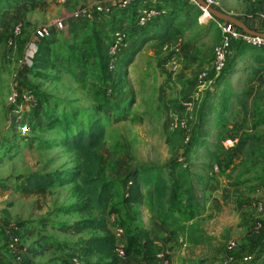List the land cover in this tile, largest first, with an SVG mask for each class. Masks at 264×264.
<instances>
[{
	"label": "rangeland",
	"instance_id": "rangeland-1",
	"mask_svg": "<svg viewBox=\"0 0 264 264\" xmlns=\"http://www.w3.org/2000/svg\"><path fill=\"white\" fill-rule=\"evenodd\" d=\"M168 1L169 8L181 12L182 18L177 17L176 21L175 18V22L168 20L166 25L170 22L183 26L180 21L183 24L188 21L189 27L195 26L186 29L183 37L178 29L174 30V39H165L156 47L155 39L141 44L137 33L128 31L136 24L143 4L134 7L133 2L126 10H118L117 0H0V185L5 186L0 187V222L20 229L24 248L39 235L63 239L65 232L56 233L55 224L52 233L48 228L38 230L47 224L49 215L56 220L74 218L73 222L82 218L76 213L62 215L63 209L76 200L72 184L54 185L44 197L23 195L15 189L22 177L33 173L56 172L62 179L72 174L76 156L66 142L81 128H88L93 122L103 128L111 154L109 163L103 167V176L121 183L128 176V181L135 174L139 176L140 169L146 166L167 165L175 158L168 144L175 126L180 124L187 131L189 137L184 145L189 144L193 136L200 134L199 122L195 120L199 108L204 103L217 108L225 96L224 87L216 97L217 81L223 74L214 68L215 47L222 37L216 39L213 31L203 32L209 24L218 28L219 20L204 12L194 0ZM206 1L249 27L259 21L258 15L264 11V0ZM19 2L28 4L18 6ZM99 6H107L111 12H97ZM163 9L157 10L155 19L170 10L164 6ZM85 10H90L89 18L82 15ZM57 20H64L66 27L51 37L39 39L41 30ZM124 24L130 28H124ZM17 25L21 31L14 35ZM117 30H123L126 37L109 72L104 67V58ZM201 32L206 34L201 37ZM193 35L199 39L197 45L185 39ZM129 41L131 45L127 44ZM41 42L49 46V59L41 55L38 61ZM242 48L245 47L239 49ZM237 57L236 53L233 60ZM228 76L234 91L225 105L232 108L221 119L226 127H221L220 135L219 127L212 123L206 141L211 151L215 148L224 151L234 144V135H250L253 139L236 165L222 172L210 162L205 145L189 154L188 163L193 171L204 174V179L193 182L202 205L192 223L209 239L199 245L187 241L178 248L170 243L168 235V239L159 242L166 250L160 256L161 264H184L191 258L195 264H200L198 260L202 258L208 259L202 264H225V249L231 240L237 241L239 247L229 254L234 258L229 264H264V257L258 259L257 251L252 250L253 235L264 232V210L259 212L255 208L259 201H264V123L260 119L264 118V110L259 109H264V99L252 93V70L246 62L234 65ZM15 91L25 94L24 98L14 102L11 98ZM28 93L36 98L35 106L28 101ZM21 122L24 123L19 125ZM176 153L177 160L185 166L182 150ZM211 174L218 186L212 183L211 187L203 188L204 183L208 187ZM227 174L238 184L231 185ZM223 187L229 195L225 202L221 196ZM143 191L146 199L141 205L150 211V194ZM109 228L113 232V223ZM30 229L36 234L29 236ZM81 235L84 234H77ZM117 237L125 247L124 235ZM257 239V246L264 244L263 237L254 238ZM74 246L78 248L73 241L66 245L67 249L65 245L51 243L42 251L46 258L61 256L66 261L69 255L79 257ZM216 247L221 249L219 254L215 253ZM242 252L256 255L258 260L245 262L240 256Z\"/></svg>",
	"mask_w": 264,
	"mask_h": 264
},
{
	"label": "trees",
	"instance_id": "trees-1",
	"mask_svg": "<svg viewBox=\"0 0 264 264\" xmlns=\"http://www.w3.org/2000/svg\"><path fill=\"white\" fill-rule=\"evenodd\" d=\"M137 1L138 0L133 3L134 7H136ZM147 7L149 8V6ZM154 8L156 10L160 9L157 7ZM161 16L162 18L154 19L153 23L151 22L141 27L133 23L132 29L128 31H135L137 34H146L150 31L149 27L156 24L157 21L164 19L165 14ZM175 18L176 17H170V20L175 22ZM183 22L180 23V25L183 26H178L176 24V28L179 30L180 36L182 37L185 35L186 29L195 26L194 24L193 27H189L188 21L184 24ZM173 28V24L170 25L169 22L162 34L154 35V39L158 44L156 47H159V43L165 42V39L175 38V31H173ZM205 31L206 33L213 31L216 39L221 37L220 29L215 28L214 24H209L204 28L203 32ZM261 31H264V28ZM53 33L49 37H51ZM205 34L201 32L199 35L203 37ZM151 37L152 36L149 37L145 35L141 39V44ZM46 38L48 37L44 39ZM185 39H196V41H199L198 37L194 35L192 38L186 37ZM127 44L131 45V42L129 41ZM240 47L245 48L241 50L239 49ZM255 50L264 52L262 48H253L242 43L236 44L235 51L230 57L226 67L221 72V75H224L226 71L229 70L228 68L232 66L233 56L236 53L239 54L241 51V53L249 52L252 55V52ZM37 52L38 61L41 55L49 59V46L47 43L41 42ZM104 59L105 69L112 72L108 70L107 52ZM22 97V94H18L17 100H22ZM33 99L34 102H32V105L35 106L37 100L34 96ZM226 103L227 97L223 96L220 102L221 107L219 104L216 109L214 105L204 103L199 108L195 120L196 123L199 122L200 134L193 136L192 141L189 144L186 143L187 145H184V142L188 139L189 134L187 135V131L182 129L180 124H177L175 126L176 129L170 133L168 139L169 149L174 153L175 158L171 159L170 162L163 167L146 166L140 169V175L138 176L135 174L133 180L128 181L130 178L128 176L127 179L120 183L116 179H108L103 176V167L109 163L111 154L105 143L103 128L98 125L97 122H93L88 128H81L76 135L66 142V146L70 151L74 152L76 156V165L72 174L62 179L60 174L56 172L43 175L33 173L26 177H20L22 180L15 186V189L23 195L31 194L44 197L54 185H73L72 190L76 200L69 208L67 207L66 210L63 209V213L79 214L82 217L80 219L82 229L94 228L97 230V233L92 234L85 240L83 250L78 251L79 257L69 255L68 258H66L65 264H84L82 260H80L81 257H96V260L89 264H121L125 258H130L133 264H161L160 259L162 260V258L158 255H164L166 251L165 248L159 242L153 241L149 237L147 230L140 223L141 215L137 207L145 201L146 192L143 190L150 194L148 200L150 212L169 228L170 243L172 245L180 248L187 241L194 245H199L205 243L209 239L207 236L205 237V233L198 225L192 223V220L199 215L202 205L196 194L193 182L201 178L204 179V174H196L193 171L192 165L188 163V156L201 144L205 145V151L210 162L222 172L229 167H234L237 160L247 152L246 150L249 149L247 147H250L248 143L253 139L250 135H234L235 142L232 146L226 148L224 151L218 148L213 149V151L210 150L209 142L208 140L206 141L208 137L207 131H209L207 125L210 121L209 116L210 114H214V118L213 115L211 116L213 124L225 129L226 126L222 120L223 117H225L224 109ZM260 119H263L262 123H264V118ZM260 123L261 122H256L255 124L258 125ZM223 129L218 128L220 135ZM179 150H182V155L186 158L187 164L185 166L182 161L177 160L178 153L176 152ZM227 176L230 178V174H227ZM230 180L232 181L231 185H236L239 182L232 178H230ZM2 186L5 188L4 185H0V187ZM143 186L146 187V189L143 188ZM224 187L221 196L225 202L229 198V195L227 194V188ZM203 188H207L206 183L203 184ZM110 217L114 218V226L120 227L126 238L125 247L123 246L124 257L122 258L117 253L116 237L109 228V225L112 224L110 222ZM220 252L221 249L216 247L215 253L219 254ZM263 253L264 244L260 250L257 251V258L259 259ZM73 258L77 260V263L73 262ZM207 260V258H202L198 260V262L202 264ZM257 260L255 255V259L252 262L255 263ZM22 263H25L24 259ZM195 263L196 262L191 258L187 259L184 264Z\"/></svg>",
	"mask_w": 264,
	"mask_h": 264
},
{
	"label": "crops",
	"instance_id": "crops-1",
	"mask_svg": "<svg viewBox=\"0 0 264 264\" xmlns=\"http://www.w3.org/2000/svg\"><path fill=\"white\" fill-rule=\"evenodd\" d=\"M136 3H137L136 7L138 5L143 4V6L157 7L160 9H163V6H164L168 9H170L169 7L171 6V2H169L168 0H141V1L138 0ZM27 4H28V2H24V4L22 2L21 3L19 2L18 6H22V5L26 6ZM131 8H133V7H131ZM172 11H174V12H172ZM176 11L177 10L171 8L170 10H168L167 15L165 12L164 19H162L161 21H158L156 24L149 27L150 31L148 33H146V34L145 33H138L136 38L140 39V41H141L142 37H144L145 35L149 36V37L152 36L151 38L154 39L155 34H162L166 29V23L168 22V20H170V17H176V20L178 18H182V16L179 15V13H181V12H176ZM181 22L182 21H180V23ZM252 25L253 26H250V27L254 30H257V31H261L264 28V22H262V21L252 22ZM123 27L126 29H129L130 25L124 24ZM174 30H177L176 26H174L173 31ZM185 38H186V36H185ZM188 42H189V44L193 43V45H197L199 41H196V39H194V40H190ZM240 59H242V60H240ZM240 61L246 62L248 67L252 70V93H256L257 98H259V96L261 95V97L264 99V52H262V51L260 52L257 50L253 51L252 55L249 52H247V53H241V51L239 52L238 57L235 60H233L232 66L229 68V70H227L226 73L224 75H222L221 78L217 81L219 86H218V91H216L217 92L216 97H218V93L224 87H225V89L229 88L231 90V91L226 92V90L224 89V93H225L224 97L228 98V96L231 93H233L234 90H232L231 78L228 75L234 69V65L235 66L238 65ZM256 91H258V92H256ZM220 107H221V104H220ZM230 108H232V106ZM230 108L228 109V107L225 106L224 112L230 110ZM259 109L264 110V109H262V107H259ZM212 115L214 118V114H212ZM212 123H213L212 117H210V121L207 123V125L210 126ZM218 127L221 128L220 126H218ZM240 159H241V157H240ZM215 168H216V166H215ZM216 170L218 171L217 168H216ZM213 172H214V169H212L211 173H213ZM208 181H209L208 182L209 185L207 188H209V186L211 187L212 183H213L214 187L218 186L217 180L215 177H213V175L208 178ZM145 199H146V197H145ZM262 202L264 203V201H262ZM137 209L141 215L140 216V223L147 230L149 237L153 241L162 243L161 241L168 239L169 228L165 224H163L156 216H154L153 213H151L148 210V208L147 209L143 208L141 204L137 207ZM62 215H71V213L66 214V213L62 212ZM49 218L50 219H49V221L47 220L46 225H43V227L38 226L40 229H38V228L37 229L42 230L44 228H48V231H50V233H52L51 227H53V224H55L58 227V228L57 227L55 228L56 233L65 232V234L62 235L63 239L57 240L56 238L50 237L48 235H43V236L39 235L36 238L30 239V240H32L30 245L28 247H25V248L23 246V248H24L23 259L26 262V264H65V258L62 259L61 256L60 257L52 256L50 258H46L44 255L45 252L43 254L42 250L46 246L49 247L51 245V243H55L56 245H58V244L65 245L64 249H67L69 247H66V245L71 243V241H73V243H76L78 246V248L74 246L76 251H81V250H83L85 240H87L92 234L97 233V230L94 228L82 229V225L80 224L81 218H78L74 222L72 221L74 218H69L67 220H65V219L64 220H56L57 218L54 215H49ZM37 225H38V222H37ZM162 232L166 235V238H162V236H163ZM82 233L84 235L77 236V234H82ZM30 234L35 235L36 233H32V230L30 229L28 235L30 236ZM253 236L254 237H252V250L254 252H256V251L260 250V248L262 247L263 244L261 246H257V243L259 240L258 239L254 240V238H257V237L258 238H262V237L264 238V232L261 235H253ZM61 248H63V247H61ZM71 251H73V250H71ZM65 255L68 256V254H65ZM95 260H96V257L82 258V263L89 264V263L94 262ZM0 264H13L9 260V258L7 257V255L5 254V252L3 250V240H2L1 236H0ZM121 264H133V263H132L130 258H125L123 260V262H121Z\"/></svg>",
	"mask_w": 264,
	"mask_h": 264
},
{
	"label": "built area",
	"instance_id": "built-area-1",
	"mask_svg": "<svg viewBox=\"0 0 264 264\" xmlns=\"http://www.w3.org/2000/svg\"><path fill=\"white\" fill-rule=\"evenodd\" d=\"M135 1L136 0H117L115 4V8L118 10H126ZM206 3L210 5L207 1ZM201 8L204 12L207 11L205 8L203 7ZM96 9L99 10L97 12H101V13L109 14L111 12V9H109V7L107 6H99ZM158 13L159 11H157L156 9L152 7L148 8L147 6H143V10L141 12H138V15L136 18L137 20L136 24L141 27L151 22L153 23ZM82 15L85 16L86 18H89L90 10H85ZM257 20L264 22V11L258 15ZM65 27H66V22L64 20H57L53 23L51 27H47L41 30L39 34V39L49 37L53 32L62 31V29H64ZM218 28L220 29L222 39H221V42L215 47V52H214V68L216 72L221 73L224 70L227 63L229 62L230 57L235 51L236 44L238 43H242L250 47L257 48V49H261V48L264 49V37L263 36L248 34L242 29L236 27L235 25L229 22L220 21V20L218 23ZM20 31H21L20 27L19 25H17L14 28L13 33L14 35H18ZM260 32H264V31H260ZM125 37L126 35L123 30H117L112 34L110 44L108 45V48H107V63H108V70L110 71L115 66L116 51L120 48V46H122ZM17 92L18 91H15L11 98L12 100H14V102H17V99H18ZM22 95L24 98L25 94H22ZM26 95H27V99L29 102H34L32 94L28 93ZM23 123L24 122H21L19 125ZM255 208H257L259 212H262L264 210V203L262 201H259L256 204ZM110 222L113 223V227H114V230L112 233L116 237L117 253L122 258L124 257L123 244L121 243L120 238H118L117 236L121 234L123 236V232L120 227L114 226L113 217H110ZM0 234L3 240V250L5 254L7 255V257L9 258V260L13 264H21L23 261L24 248L21 242L20 229L16 225H7V224H3L2 222H0ZM238 247L239 246H238L237 241L231 240L228 242L226 249H225V252L227 250V253L224 256L225 264H229L231 263L232 260H234L233 256L229 255V253L236 252L238 250ZM161 255H158V256H161ZM240 256H241V259L245 262H252L255 259V256H252L251 253H247V252H242ZM262 256L264 257V253ZM72 260L74 263H77V260L75 258H73Z\"/></svg>",
	"mask_w": 264,
	"mask_h": 264
},
{
	"label": "water",
	"instance_id": "water-1",
	"mask_svg": "<svg viewBox=\"0 0 264 264\" xmlns=\"http://www.w3.org/2000/svg\"><path fill=\"white\" fill-rule=\"evenodd\" d=\"M195 2L199 6L205 8L212 16H214L218 20L229 22V23L235 25L236 27L242 29L243 31H245L248 34L259 35V36H263L264 37V32H260V31L251 29L246 23H244L239 18L234 17L232 15H229V14H227L225 12H222V11H220V10L210 6V5H208L206 3V1H204V0H195Z\"/></svg>",
	"mask_w": 264,
	"mask_h": 264
}]
</instances>
